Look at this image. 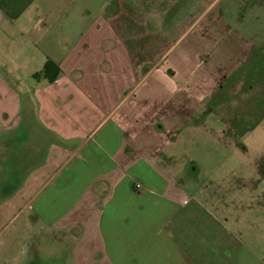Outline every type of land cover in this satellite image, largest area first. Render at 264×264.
Wrapping results in <instances>:
<instances>
[{
    "label": "crops",
    "instance_id": "0c3cea01",
    "mask_svg": "<svg viewBox=\"0 0 264 264\" xmlns=\"http://www.w3.org/2000/svg\"><path fill=\"white\" fill-rule=\"evenodd\" d=\"M263 122L264 0H0L10 264H264Z\"/></svg>",
    "mask_w": 264,
    "mask_h": 264
},
{
    "label": "rangeland",
    "instance_id": "374dc122",
    "mask_svg": "<svg viewBox=\"0 0 264 264\" xmlns=\"http://www.w3.org/2000/svg\"><path fill=\"white\" fill-rule=\"evenodd\" d=\"M261 130H264V122L262 124ZM253 143L252 147H251V152L249 153V157H250V161L252 163H256L257 161H262V164L264 165V146H259L260 144L258 143V139L253 138ZM264 142V139L262 140ZM264 145V143H262ZM262 147V148H260ZM209 156L208 154H203V158L202 161H204L203 163H205V165H207L208 161H209ZM264 167V166H263ZM210 174V170L206 169L205 170V174H204V178L208 177ZM24 187V185H4V184H0V264H10L11 261L8 258V252H9V248H8V238L13 235V233L11 232L14 225V221H11V218L13 216V210L11 209L12 206H10L9 209V199H10V192L11 190L13 191H19L22 190ZM23 219V217H21L19 220H17V222H15V224H20V221ZM14 236V235H13ZM16 236V234H15ZM72 239V236L69 235L66 239H65V245L62 246L63 249H61V252L58 251V259L57 261H59L60 259L63 260L64 262H66V256H67V250L70 246V241ZM37 252V254H41V256L47 260H52L49 257H53L54 253H55V246H50L49 248H47L44 244H40V242H37L36 247H34L33 249V253ZM47 256V257H46ZM42 260V259H41ZM33 261V260H32ZM43 261V260H42ZM30 264V263H28Z\"/></svg>",
    "mask_w": 264,
    "mask_h": 264
},
{
    "label": "trees",
    "instance_id": "16d2710c",
    "mask_svg": "<svg viewBox=\"0 0 264 264\" xmlns=\"http://www.w3.org/2000/svg\"><path fill=\"white\" fill-rule=\"evenodd\" d=\"M46 78H48L50 81H53L57 78V76L60 73V68L57 64L52 62L51 60H48L45 64L44 70L42 72ZM41 73L35 74V77H39Z\"/></svg>",
    "mask_w": 264,
    "mask_h": 264
},
{
    "label": "built area",
    "instance_id": "2783aa9c",
    "mask_svg": "<svg viewBox=\"0 0 264 264\" xmlns=\"http://www.w3.org/2000/svg\"><path fill=\"white\" fill-rule=\"evenodd\" d=\"M138 187H139V185H138Z\"/></svg>",
    "mask_w": 264,
    "mask_h": 264
}]
</instances>
